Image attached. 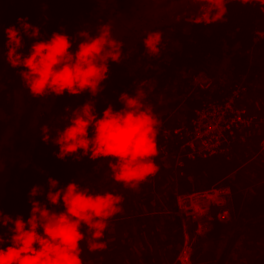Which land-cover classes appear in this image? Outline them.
I'll return each mask as SVG.
<instances>
[{"label":"trees","instance_id":"obj_1","mask_svg":"<svg viewBox=\"0 0 264 264\" xmlns=\"http://www.w3.org/2000/svg\"><path fill=\"white\" fill-rule=\"evenodd\" d=\"M117 1L122 3V0ZM114 5L112 2L95 3L94 0L91 2L90 0H48V3L44 4L40 0H16L13 3L0 0V139H2L3 152H12L14 149L13 158H22L21 161L11 162L10 157L3 156L5 168L0 174V209L13 219L17 215L22 216L25 221L30 218L31 199L39 201L51 211L62 210V204L61 207L57 205L54 208L46 199L49 177L57 180L60 187L75 182L92 192H117L120 184L112 179L108 161H91L87 156L82 155L79 160L74 157L60 160L54 155L59 151L58 147L52 144L57 133L69 124L73 112L86 103H93L95 112L102 116L109 104L114 110H120L123 105L119 102V96L128 93L138 96L144 106L151 107L156 112V106L166 104V101L158 98L164 94L167 96L176 89L174 94L179 97L174 106L179 107L180 117L175 119L172 126L175 127L187 125L193 118L194 111L202 108L206 103H221L238 89L235 103L250 110L258 108L259 113L264 116V11L259 4L243 5L230 0H214L207 11L187 19H180L179 24L170 25L168 28L157 29L161 34L159 53L148 58L144 55L143 62L150 64L145 69L134 62V58H138L144 51L142 44L136 43L131 45L132 47L124 48L121 54L126 56L125 60L119 61L121 54H117L118 63H114L110 57L113 56L112 51L115 48L109 43L101 59L108 60L109 79L115 77L116 79L114 84L110 83V87L102 84V91L95 97L85 91L76 96H70L65 92L62 96L49 95L47 98L38 99L30 96L28 89L22 87L19 100L17 88L21 77L18 73L26 69L22 66L12 67L8 53L17 49L19 37L23 40L24 47L21 50L25 54L34 40L25 34L23 21L21 24L18 21L24 19L26 23L38 27L40 39H48L53 32L63 30L72 38L73 47L70 51L74 53L77 50L76 45L84 39H90L97 29L111 21L118 23V14L123 6L118 8ZM89 24L95 25L96 30H88ZM9 27L17 29L19 36L7 33ZM150 58L152 63L148 61ZM210 70L220 75V81L214 80L213 85L204 90L191 86L195 76L202 74L211 78ZM156 115L161 114L156 113ZM43 127L48 129V143L43 142L41 135ZM172 127L160 122V129L168 130ZM159 136L158 157L171 155L178 145L167 142L168 145L165 146ZM247 138L248 144L242 145L243 147L235 141L227 154L194 163V166H197L200 162L191 174V179L193 181L195 179V182L183 178L175 183L171 179L175 184L169 185L175 192V198L173 194L171 196L169 194L168 199L174 204H171L174 210L176 211L175 199L180 194L191 193L198 188L197 185H209L219 177L217 176L219 172L224 171L219 168L224 165L220 163L221 159L231 155L233 159L229 163L237 166L239 156L245 153L243 148L248 147L250 142H253L251 145L256 155L264 156V151L259 145L264 139V123L259 128L251 129ZM176 155H172V158ZM34 166H38L37 169L40 171L38 175ZM256 168L254 169L259 172L260 177H264V163ZM155 177L139 187L138 191H143L142 195L148 191L157 194L161 192L160 186L156 185ZM37 178H41L42 181L36 184ZM237 178L240 184L235 179L236 184L250 187L252 194L246 209L251 218L258 219L248 225L241 244L244 250L251 254V259L261 253L260 262L263 263L264 180L252 184V180L246 179L245 175H237ZM34 186H40L42 193L31 198L29 193ZM162 187L166 189L164 183ZM124 194L126 191L122 192V195ZM165 195L167 196V193ZM146 197L145 195L142 201L147 206L149 198ZM150 197H153V194H150ZM130 198L132 197H123V212L109 222L110 230L107 229L105 233L107 249L104 250L109 251V254L121 250L116 247L114 241L113 244L110 241L113 240V236L115 237V232L119 231V227L124 224L123 221L128 231L121 245L127 253L132 248L126 242L130 239L129 234L134 224L127 225V221H132L134 217L123 218L130 215L128 214L131 211ZM239 198L241 199V196ZM166 203L165 198L163 202H157V206L159 204L164 207ZM171 216L173 224L178 227L179 216L174 211ZM37 218L42 222L40 217ZM8 227L11 225L0 227V234H3L5 239L4 247L9 246ZM82 230L86 236L85 241L81 243L83 261H89L90 264H104L101 259L104 251L89 252L88 233L86 229ZM39 231L42 233V229ZM231 259L235 260V263L242 261V264H248L242 260L241 253L232 256Z\"/></svg>","mask_w":264,"mask_h":264},{"label":"clouds","instance_id":"obj_2","mask_svg":"<svg viewBox=\"0 0 264 264\" xmlns=\"http://www.w3.org/2000/svg\"><path fill=\"white\" fill-rule=\"evenodd\" d=\"M16 2V0H6ZM48 3V0H40ZM91 2V0H90ZM117 2V0H94ZM135 3H166L170 0H133ZM243 5L259 4L264 11V0H230ZM25 34L34 40L25 54L24 44L19 37L18 47L9 51L8 58L12 67H23L18 75L33 98L44 99L49 95H80L87 91L92 97L102 91V84L108 79L107 61H102L109 41L99 35L82 40L73 53L72 38L63 30L53 32L48 39H40L38 27L19 20ZM7 33L19 32L9 27ZM161 35L157 31L146 33L143 45L149 55L159 53ZM113 48L118 47L115 41ZM118 63V56L110 57ZM120 110L109 104L101 117L97 118L93 103H86L73 112L69 124L57 133L53 145L59 151L54 153L60 160L81 155L91 161L109 162L112 179L125 189L138 190L159 172L155 163L159 155L158 136L160 120L151 107L144 106L138 96L122 93ZM67 109V108H66ZM47 127L41 129L43 142L48 143ZM5 168L3 144L0 139V174ZM47 201L60 211H51L39 201L31 199L30 218L25 221L20 215L14 219L0 209V227H8L9 246L4 247L5 239L0 234V264H84L81 243L88 233L89 252L107 249L105 233L109 222L123 212V196L111 191L92 192L81 184L69 182L60 187L59 182L48 178ZM42 193L40 186H34L29 193L34 198ZM37 217L42 219L38 220ZM222 218H227L225 214ZM42 229V233L39 231Z\"/></svg>","mask_w":264,"mask_h":264},{"label":"rangeland","instance_id":"obj_3","mask_svg":"<svg viewBox=\"0 0 264 264\" xmlns=\"http://www.w3.org/2000/svg\"><path fill=\"white\" fill-rule=\"evenodd\" d=\"M213 2L214 0H170V2L166 3H135L133 0H122V3H118V1L112 2L115 4V7L119 8V6H123L118 14V23H113L111 21L97 30L95 25L89 24L87 25V27H89L87 29L96 30L91 38L104 35L110 44L112 41H115L118 47L112 51L113 55H120L124 48L132 47L131 45L133 44H142L144 51L138 58H133L136 64L142 65L143 69H145L150 64L143 62L144 55H146L147 58L149 56L151 57V55L146 52L143 45V38L146 33L157 31V29L162 27L168 28L170 25L179 24L180 19H187L197 15V13H203L209 9V6L213 5ZM167 40L168 42L171 41L169 38ZM125 52V54H127L126 49ZM130 52L128 53L129 55ZM119 57V61H124L126 56L121 54ZM148 61L152 63V58L148 59ZM121 66H123V64H121ZM212 71L213 70L209 71L212 76L211 78L204 75L211 86L214 80L220 81V75L216 72L212 73ZM112 72L114 73V71ZM194 78H196V76ZM194 78L192 81L190 80L191 86H194ZM115 79L116 77L109 79L108 74V79L103 82V85L105 84L107 87H110V83L114 84ZM18 82L17 95L20 100L19 93L22 87L24 88L25 86L22 78H20ZM24 89H26V87ZM175 91L176 89L169 95L166 96L164 94L158 98L159 100L166 101V104L156 106L155 112L161 114L158 116L160 122L170 127L174 125L175 119H178L180 112L179 107L174 106L175 102L178 100L177 97H179L175 96ZM95 114L97 118L101 117V115H98L96 112ZM251 135L253 136L252 133ZM263 140L261 143H263ZM252 143L253 142H250L248 147L243 148L245 153L243 152V154L239 156L237 166L229 163L233 159V157L229 155L225 159H221L220 163L224 165L219 168L224 171L219 172L217 175L219 177L214 182L209 185H197L198 188L193 192L180 194L179 198L175 199L176 211L174 207L171 206L173 203L168 199L169 194L170 196L173 194L175 198V192L170 188V185L173 183L171 179L176 183L180 180L179 178L183 176V178L192 182L193 179H191V174L200 163L198 162L197 166L192 167L175 164V158H172V155L174 156L178 153L177 149L174 150L171 155L165 154L162 157H157L155 160V163L160 168L155 177L157 180L156 185L158 184L160 186L161 192L159 191V194H157L148 191L145 194L149 198V206L147 205L149 208L142 201L145 196L142 195L143 191H133L119 185L117 192H114V194H119L123 197H132L129 199L131 211H129L128 214L130 215L123 217L124 219L134 217L131 219L132 221H127V225L131 223L134 224V228H132V232L129 234L130 239L126 242L128 245L130 244L129 246H132V248H130L128 253L122 248V240H124L127 234L126 232L128 231L123 221L124 224L119 227V231L115 232V237L113 236V240L110 241L111 244H113L112 241H114L116 247L121 250H115L110 254L109 251L102 252L101 259L104 261V264H172V262L173 264H180L179 261H177V257L179 255V250L183 247L188 249V254L190 255L189 262L192 263L193 246L196 247L194 249L195 262L197 260L196 264H242V261L235 263L236 261L231 259L232 256H236L239 253L242 254V260L245 263L264 264V261L263 263L260 262L262 258L261 253H259V255H254L253 259H251V254L247 253L241 244L248 225L251 224L252 221H255L257 217L251 218L247 212L246 208L252 192L250 187H241V185H238L240 183L237 175H245L246 179L252 180V184L264 180V177H260L259 172H256L254 169L258 167L259 164L262 165L264 163V156L262 155L259 157L256 155L251 145ZM261 143L259 144L260 146H262ZM242 145L245 144H241L240 146ZM13 150L12 152H3V156L10 157L11 162L16 160L21 161L22 158H13ZM183 166L185 170H183ZM34 168L38 175L40 173L37 169L38 166H34ZM235 179L238 184L235 183ZM38 181H42V179L37 178L36 184ZM193 182H195V179ZM162 183H164L166 189H163ZM175 183H173V185ZM124 191H126V194L122 195ZM166 193L167 196L165 195ZM150 194H153V197H150ZM181 196L187 197L183 198ZM239 196H241V199ZM165 198L167 200L165 206L163 207L159 204L157 206V202H163ZM150 207L153 209H150ZM173 211L175 214L179 212L178 214H180V218H182V231L184 232L182 233L181 244L179 243V231L177 232L175 230L177 226L173 224L172 216L170 217ZM214 211H217L215 213L216 217L222 223L228 222V216L232 217V225L227 230L212 222L210 215ZM225 214L227 218H222ZM193 215H197L196 218H192ZM198 225L200 228L199 230L197 228ZM84 264H90V262L86 261Z\"/></svg>","mask_w":264,"mask_h":264},{"label":"built area","instance_id":"obj_4","mask_svg":"<svg viewBox=\"0 0 264 264\" xmlns=\"http://www.w3.org/2000/svg\"><path fill=\"white\" fill-rule=\"evenodd\" d=\"M201 75L194 78V87L207 89L211 86L210 82ZM238 93V89L234 90L230 97L221 103H206L205 106L194 111V116L187 125L159 130V139L161 138L165 146L168 145L167 142L178 145L175 164L182 165L183 159L195 162L225 155L235 141L239 144L247 143L249 131L259 128L264 123V116L259 113L258 108L250 110L245 106L237 105L235 100ZM261 150L264 151V140ZM185 197L187 196L183 198ZM179 212L176 214L180 218ZM196 216L193 215L192 218ZM197 228L200 229L199 225ZM189 256L188 249L183 247L177 261L180 264H188Z\"/></svg>","mask_w":264,"mask_h":264},{"label":"crops","instance_id":"obj_5","mask_svg":"<svg viewBox=\"0 0 264 264\" xmlns=\"http://www.w3.org/2000/svg\"><path fill=\"white\" fill-rule=\"evenodd\" d=\"M246 107V106H245ZM176 160V159H175ZM197 161H193V162H191V161H187V160H184L183 159V163H182V165H184L185 167H192V166H194L195 164L194 163H196ZM187 165V166H186ZM184 166H183V170H185V168H184ZM182 169V168H181ZM183 178V176L182 177H180L179 179L181 180ZM170 188H172V186H170ZM173 189V188H172ZM221 222V221H220ZM222 223V222H221ZM179 228H177L176 227V231L178 232L179 231V243L181 244V242H182V233L184 232V231H182L183 230V227H182V223H181V219L179 220V226H178ZM230 227V226H229ZM228 227V228H229ZM228 228H226L225 230H227ZM196 247L195 246H193L192 247V250H193V253H192V263H188V264H196V262H197V260H196V262H195V254H194V249H195ZM180 250H182V248L180 249ZM180 250H179V252H180ZM192 250H191V252H192ZM172 264H173V262H172Z\"/></svg>","mask_w":264,"mask_h":264},{"label":"bare ground","instance_id":"obj_6","mask_svg":"<svg viewBox=\"0 0 264 264\" xmlns=\"http://www.w3.org/2000/svg\"><path fill=\"white\" fill-rule=\"evenodd\" d=\"M215 212V211H214ZM214 212H212V213H214ZM212 213H211V218H212V222L214 223V220H213V216H212ZM215 216V215H214ZM223 221V220H222ZM227 223L225 222V223H219V224H216L217 226H219V227H221V228H228L229 226H231L232 225V217L231 216H228V218H227ZM215 224V223H214Z\"/></svg>","mask_w":264,"mask_h":264},{"label":"flooded vegetation","instance_id":"obj_7","mask_svg":"<svg viewBox=\"0 0 264 264\" xmlns=\"http://www.w3.org/2000/svg\"><path fill=\"white\" fill-rule=\"evenodd\" d=\"M217 211H215L214 213H212V216H213V220H214V223L215 224H219L220 223V220L216 217V213ZM215 215V216H214Z\"/></svg>","mask_w":264,"mask_h":264}]
</instances>
